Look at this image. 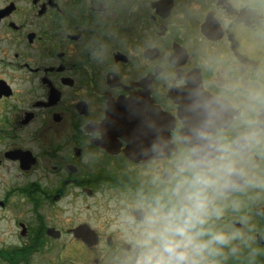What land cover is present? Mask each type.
I'll use <instances>...</instances> for the list:
<instances>
[{
  "label": "flooded vegetation",
  "instance_id": "1",
  "mask_svg": "<svg viewBox=\"0 0 264 264\" xmlns=\"http://www.w3.org/2000/svg\"><path fill=\"white\" fill-rule=\"evenodd\" d=\"M194 174L185 264H264V0H0V264H138Z\"/></svg>",
  "mask_w": 264,
  "mask_h": 264
},
{
  "label": "clouds",
  "instance_id": "2",
  "mask_svg": "<svg viewBox=\"0 0 264 264\" xmlns=\"http://www.w3.org/2000/svg\"><path fill=\"white\" fill-rule=\"evenodd\" d=\"M211 181L200 174H194L190 181V188L183 196L184 202L170 208L163 213L153 231L148 234V244L155 241L138 264H185L188 250L199 253L207 242L197 241L196 237L202 233L194 232L197 224L204 223V211L207 197L204 186ZM212 239L223 241V234H215Z\"/></svg>",
  "mask_w": 264,
  "mask_h": 264
},
{
  "label": "rangeland",
  "instance_id": "3",
  "mask_svg": "<svg viewBox=\"0 0 264 264\" xmlns=\"http://www.w3.org/2000/svg\"><path fill=\"white\" fill-rule=\"evenodd\" d=\"M11 210H13V208ZM10 214H12V217H11L10 221H7V220L0 221V230H6L7 231L8 229H10V232H11V235L8 236L7 237L8 239H6V240H9V239L13 240V239L17 238L15 236V234H16V230H18V226H14L13 225L12 221H13L14 218L17 217L19 220H23V219H28L29 218L28 214H25L24 216H21L20 214H17L15 210L11 211ZM91 214L92 215H90V216H93L92 222H94L95 221L94 220L95 219V216H94L95 214L94 213H91ZM61 218H62L61 220H64V218H66L65 219L66 223H70V222H72V220H79V219L85 218V214L82 215L81 217L78 214H76V213H75V216H71L70 214H64ZM7 233L8 232H6V234Z\"/></svg>",
  "mask_w": 264,
  "mask_h": 264
}]
</instances>
